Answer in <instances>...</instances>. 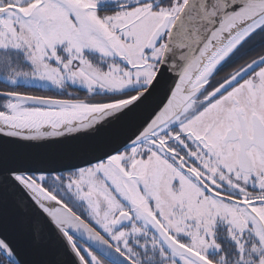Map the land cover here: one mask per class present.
Masks as SVG:
<instances>
[{
	"label": "snow or ice",
	"instance_id": "6c2138e0",
	"mask_svg": "<svg viewBox=\"0 0 264 264\" xmlns=\"http://www.w3.org/2000/svg\"><path fill=\"white\" fill-rule=\"evenodd\" d=\"M0 264H264V0H0Z\"/></svg>",
	"mask_w": 264,
	"mask_h": 264
},
{
	"label": "flooded vegetation",
	"instance_id": "af4514ba",
	"mask_svg": "<svg viewBox=\"0 0 264 264\" xmlns=\"http://www.w3.org/2000/svg\"><path fill=\"white\" fill-rule=\"evenodd\" d=\"M230 70V69H229ZM221 75H223V73L221 74ZM219 78V77H218ZM34 94H38V92H36V93H34Z\"/></svg>",
	"mask_w": 264,
	"mask_h": 264
},
{
	"label": "trees",
	"instance_id": "16d2710c",
	"mask_svg": "<svg viewBox=\"0 0 264 264\" xmlns=\"http://www.w3.org/2000/svg\"><path fill=\"white\" fill-rule=\"evenodd\" d=\"M38 94H42V93H39V92H38Z\"/></svg>",
	"mask_w": 264,
	"mask_h": 264
}]
</instances>
